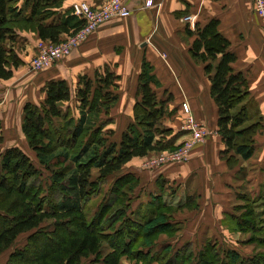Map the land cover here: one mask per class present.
<instances>
[{
	"label": "trees",
	"instance_id": "obj_1",
	"mask_svg": "<svg viewBox=\"0 0 264 264\" xmlns=\"http://www.w3.org/2000/svg\"><path fill=\"white\" fill-rule=\"evenodd\" d=\"M29 3L30 15L25 17L16 0H0V79L10 78L22 63L15 48L17 29L35 31L41 40L57 43L84 24L72 7L58 20L46 21L61 0L25 1ZM186 33L194 35L190 54L204 64L211 82L224 144L220 156L234 167L240 159L252 156L262 118L251 119L246 78L232 67L236 55L218 30V21L195 24L193 30L188 25ZM118 78L107 66L92 75L80 74L75 87L77 118L61 109L71 98L64 79L45 82L40 106L29 101L23 104L21 131L39 163L50 170L51 191L48 197H40L39 170L21 148L9 146L0 152V253L19 234L30 232L26 244L10 253L8 263L124 264L125 258L131 264H264V179L256 195H238L242 202L234 206L238 213L226 214L230 229L250 233L246 243L260 248L250 256L211 241L195 253L190 246L172 255L170 246L157 249L160 234L171 237L179 229L173 221L175 209L160 203L145 210L133 209L132 193L139 180L121 170L133 157L174 150L182 143H175L177 134L172 128L161 127L168 113L166 102L157 97L155 88L160 83L145 58L138 74L133 120L118 140L108 141L107 136L114 134L107 126L112 123L110 110L118 98ZM58 119L61 124L56 126ZM170 135L172 141L167 139ZM60 163L63 167L51 168ZM108 180L112 183L103 192ZM101 193L92 211L93 200ZM44 246L49 248L40 256L31 253Z\"/></svg>",
	"mask_w": 264,
	"mask_h": 264
},
{
	"label": "crops",
	"instance_id": "obj_2",
	"mask_svg": "<svg viewBox=\"0 0 264 264\" xmlns=\"http://www.w3.org/2000/svg\"><path fill=\"white\" fill-rule=\"evenodd\" d=\"M25 1L16 0V5L22 8L23 16L29 17L31 7ZM76 1L99 6L106 0H61L56 12L46 21L58 20L70 13ZM120 1L130 10L128 17L103 23L70 55L44 70H32L29 63L37 41L41 40L38 33L17 29L19 38L15 48L22 63L10 78L0 79V86L7 87L0 93L1 102L27 87L28 96L22 93L20 96L26 102L37 104L35 91L38 94L41 89L42 100L46 81L64 79L70 88L76 87L80 74L92 75L96 69L107 66L119 76L118 98L110 110L113 121L107 126L114 130L118 140L133 120L138 74L145 58L160 83L155 88L158 99L170 105L168 111L172 112L163 120L177 134L175 143L190 139L189 132L183 128L186 115L181 105L184 102L193 117L204 125L206 136L191 146L183 162L146 166V161L157 154L150 152L124 164L121 173H132L139 180L132 193L133 209L145 210L155 203L175 209L173 221L179 229L171 237L160 234L157 239L160 249L170 246V255L184 246H191L195 253L206 241L224 246V241L235 238L231 241L233 248L250 256L252 253L237 249L243 245L239 237L244 233L228 230L226 214L238 213L234 206L241 204L239 194H253L247 191L246 185L251 187V183L264 179V27L252 11L251 0H151L150 6L145 5L146 0ZM185 16H192V22L184 20ZM211 19L218 21V30L229 40L236 55L232 63L234 71L246 78L251 119L260 116L263 123L255 135L252 156L240 159L234 167H229L220 156L224 144L218 132V108L210 93L211 82L204 64L190 54L194 35L186 33L189 24L193 30L195 24L203 25ZM134 46H138L135 61L131 57ZM186 203L190 206H185Z\"/></svg>",
	"mask_w": 264,
	"mask_h": 264
},
{
	"label": "built area",
	"instance_id": "obj_3",
	"mask_svg": "<svg viewBox=\"0 0 264 264\" xmlns=\"http://www.w3.org/2000/svg\"><path fill=\"white\" fill-rule=\"evenodd\" d=\"M251 3L252 11L259 17L264 27V0H251ZM151 4V0L145 1L146 6ZM71 7L73 14L84 20L83 26L57 43H51L47 40L37 41L36 51L30 60L32 70H44L61 61L70 55L100 25L112 19L126 18L131 14L128 7L120 0H106L95 8L86 1H76L72 3ZM184 20L192 22V16H185ZM182 109L186 115L183 128L189 132L190 139L174 150L157 153L146 161V166L159 167L169 163L183 162L187 160L191 146L205 139L206 129L204 125L193 117L186 102L182 103Z\"/></svg>",
	"mask_w": 264,
	"mask_h": 264
},
{
	"label": "rangeland",
	"instance_id": "obj_4",
	"mask_svg": "<svg viewBox=\"0 0 264 264\" xmlns=\"http://www.w3.org/2000/svg\"><path fill=\"white\" fill-rule=\"evenodd\" d=\"M123 19V18H120ZM138 49V46H134V50H133V54L136 52V50ZM131 53V57L133 58V60H136V54L133 55ZM30 63V61H29ZM102 71V70H101ZM6 85V84H5ZM4 84L2 86H0V93H2L7 87ZM72 88V92H71V98L69 99V101L64 102L61 105V109L66 112L67 114H69L70 117L73 118H77L79 116V110H78V100L75 97V87L71 86ZM40 90L38 89V94L35 91V96L36 99L34 101L37 102V106H40L41 104V99H40ZM27 91V87L25 88V91L21 90V92L16 93L14 92L12 94V96H10L9 98H7L5 100V97L3 98V100L5 102H1L2 100V96L0 98V152L9 146H17L19 148H21L29 157L30 159L35 163L36 168L39 170V176L37 178V183H39V187L41 188V193H40V197H48L51 191V172L50 170H48L44 165L40 164L38 159L35 157V153L27 146V142H26V138L24 137V135L22 134L21 131V122H22V106L23 104L26 102L24 96H20V93H22L23 95H27L25 92ZM2 95V94H1ZM170 105L166 104L165 108L167 110V114H171L172 111H168L169 110ZM102 119H105V117L103 116L100 121H102ZM186 119V116L184 118V121ZM113 121V118H112ZM54 124L56 126H59L61 124V121L55 120ZM161 127H168V123L164 122V120L161 121ZM185 124V122H184ZM108 130V128L105 129V131ZM106 135V133H105ZM172 137L174 136H167V139H170L168 141H172ZM107 139L109 142L111 141H116L117 140V136H115L114 134H109L107 136ZM166 139V140H167ZM63 167V164H58L56 167H53L51 165L52 169H57V168H61ZM112 183V181L108 180L106 181V183L102 186V191H106L105 189H108L109 185ZM261 182L257 181V182H253L251 183V187L250 184H248L249 186L246 185L247 191H250V193H253L251 196H254L257 194L259 188V184ZM247 184V183H245ZM50 188V190H49ZM250 188H252V190H249ZM241 190V189H240ZM246 190V189H245ZM246 192V191H245ZM102 193L96 197L93 200V203H95L92 206V211L95 210V206L98 203L99 199H101L102 197ZM55 197V196H54ZM56 199V198H55ZM241 201V200H240ZM239 202V201H237ZM242 203V202H241ZM45 205V204H44ZM50 223V222H48ZM228 230L231 232L233 230L230 229V226H228ZM236 232V231H233ZM30 234V232H23L21 234L18 235V237L15 239V241L11 244V246L2 251L0 253V264H10L8 263V257L10 255V253L16 249V248H21L23 245L26 244L27 241V237ZM250 233H244V235L240 234V239L242 240V244L244 245H240L237 246V249L243 251V253L245 254H250L253 253L255 250H259L260 248L256 245V244H249L246 243V240L249 238ZM235 239V238H234ZM234 239L230 238V241H224V246L226 245L227 247L233 248V244L231 241H234ZM238 240V239H236ZM160 245V243H159ZM49 246H44V248H42V250H35L33 252H31L33 255L35 256H40L41 254H43L46 250H48ZM236 248V246H235ZM157 249H159V247L157 246ZM189 250H192V247H189ZM246 256V255H245ZM123 263L124 264H131L133 262L130 261H126L125 258H123Z\"/></svg>",
	"mask_w": 264,
	"mask_h": 264
}]
</instances>
